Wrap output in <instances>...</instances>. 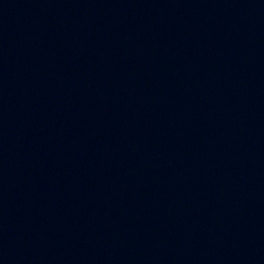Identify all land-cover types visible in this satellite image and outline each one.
Returning <instances> with one entry per match:
<instances>
[{
  "label": "water",
  "instance_id": "water-1",
  "mask_svg": "<svg viewBox=\"0 0 264 264\" xmlns=\"http://www.w3.org/2000/svg\"><path fill=\"white\" fill-rule=\"evenodd\" d=\"M0 264H264V0H0Z\"/></svg>",
  "mask_w": 264,
  "mask_h": 264
}]
</instances>
